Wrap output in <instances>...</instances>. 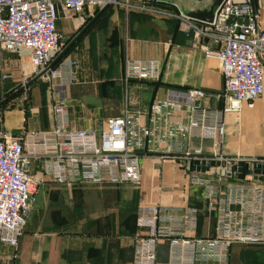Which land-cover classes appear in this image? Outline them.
<instances>
[{
	"label": "built area",
	"instance_id": "2783aa9c",
	"mask_svg": "<svg viewBox=\"0 0 264 264\" xmlns=\"http://www.w3.org/2000/svg\"><path fill=\"white\" fill-rule=\"evenodd\" d=\"M152 1L0 0V45L27 56L36 75L63 49L58 29L61 12L82 15L90 9L94 16L108 4L147 9L140 3ZM157 11L180 19L184 32L207 40L206 56L219 61L224 78L225 93L218 94L224 107L203 106L207 93L202 88L171 89L166 98H156L147 113L127 106L122 115L108 117L98 130L72 127L70 101L59 98L52 104L55 124L51 129L21 135L1 130L0 245L17 248L25 233L40 183L31 173L32 163H39L44 177L68 187L139 184L142 158L147 156L169 159L185 168L190 185L203 189L216 223L212 234L197 236L198 207L179 214L159 204L141 205L133 264H158L160 241L169 245L168 264H225L236 245H264V173L255 172L264 171V157L207 155L201 147L190 145L193 139L218 141L226 131V115L241 114L264 95V5L261 0H225L212 23L184 13ZM161 64L157 58L127 57L125 78L159 80ZM69 66L65 73L60 61L44 77L71 83L78 63L72 61Z\"/></svg>",
	"mask_w": 264,
	"mask_h": 264
},
{
	"label": "crops",
	"instance_id": "0c3cea01",
	"mask_svg": "<svg viewBox=\"0 0 264 264\" xmlns=\"http://www.w3.org/2000/svg\"><path fill=\"white\" fill-rule=\"evenodd\" d=\"M261 1L264 5V0ZM211 3V0L141 2L147 9L110 5L105 14L109 18L96 20L97 23L95 21L92 25L96 27L88 29L69 55L61 60L65 73L70 71V62L78 63L75 80L71 83L55 81L53 92L48 85L33 89L34 106L26 112H34L38 126L30 128L29 116H25L18 103L12 108L5 107L4 114H0V127H4L0 131L6 129L14 135H21L25 131L51 129L55 124L51 109L43 117L39 114V106L49 108L59 98L70 101L72 127L101 130L108 117L122 115L127 106L147 113L156 98L164 99L171 89H180L176 86L181 89L202 88L207 93L202 105L222 109L225 102L218 94L225 93L224 78L219 61L206 56L203 45L207 40L196 37L192 31L184 32L180 19L157 11L182 13L183 10L209 8ZM86 11L90 21L95 15L92 16L90 9ZM67 15L60 14V32L62 20L71 22ZM91 41L96 43L95 48L101 49L100 45L105 43L103 48L115 52L113 57L101 61L100 75L91 68ZM127 57L159 59L162 63L160 79L127 81L124 70ZM114 62L117 69L108 71ZM81 64L88 65V68ZM167 67L168 73L165 74ZM29 68L28 58L8 52L0 45L1 88L15 92L28 82ZM78 76L80 82H77ZM95 76H102V80L108 82L120 80L126 87V96L120 99L122 103H118L116 109L111 107L108 113L102 112L107 101L97 94L93 85ZM131 85L135 86L137 93L133 103L128 95ZM146 115L144 118L148 120ZM225 122V134L218 141L193 139L190 145L201 147L207 155L264 157V95L255 101L253 107H245L241 114L226 115ZM142 164L139 184L68 187L44 177L39 163H32L31 173L40 180L34 196L38 204L28 215L19 246L0 245V264H133L134 238L140 231L137 211L146 204H159L179 214L188 207H198L201 214L195 234L207 236L213 233L216 217L207 207L203 189L190 185L185 168L158 156L144 157ZM231 256L227 264H232ZM168 261L169 245L160 241L157 262L168 264Z\"/></svg>",
	"mask_w": 264,
	"mask_h": 264
},
{
	"label": "rangeland",
	"instance_id": "374dc122",
	"mask_svg": "<svg viewBox=\"0 0 264 264\" xmlns=\"http://www.w3.org/2000/svg\"><path fill=\"white\" fill-rule=\"evenodd\" d=\"M68 20H71V22L67 23V21L62 20V28L61 29V34H62V39H61V44L63 48L75 37V35L84 27V23L89 22V18L87 15V11L83 13L82 15H76L73 13H68L67 15ZM107 20L109 16H103ZM101 18V19H102ZM100 19V20H101ZM96 27V26H95ZM94 26L90 29H94ZM91 48L90 50V57L93 59L91 62V68L94 69V71H98L99 75L100 72H102V67H101V61L106 59V58H111L115 54L114 51H111L109 48H103L105 46V43H102L101 45L97 43V45H100L101 49L95 48L96 43L91 41ZM108 46V45H107ZM69 55V53H68ZM25 58H28L27 56H23ZM95 57V59H94ZM81 58V57H80ZM82 67H85L86 69L88 65L81 64ZM80 65V67H81ZM118 66H110L108 68V71L112 69L114 71L117 69ZM107 71V72H108ZM27 75L29 76L26 80L29 81L33 76V71H32V66L30 64V68L27 70ZM168 73V67L165 70V74ZM95 82L93 85L96 86V91L97 94L106 100L107 102L104 104V108L102 110L103 113H108L110 111V108H117L116 106L118 103H122V100L126 96V87L123 84L122 81L117 80V81H103L102 76H99L98 78H94ZM81 81V77L78 76L77 82ZM17 84V82L15 83ZM50 86L51 91H54L55 88V82L47 77H44L40 79L36 84L28 87L24 92L20 93L18 96H16L11 102L7 103L3 108H0V114H4V109L6 108H12L15 107L16 104L22 105L21 107L25 111V116H29V126L30 128H36L38 126L37 123V116L34 114V112H26L29 107H33L34 103L32 101V93L33 89L40 87L43 89L44 86ZM2 87V81L0 80V100L6 97L9 93H11L13 90L9 89L6 90ZM128 95L130 98L131 103H133L137 99V93H136V88L134 85H131L128 87ZM31 100V101H30ZM120 107V106H119ZM122 107V106H121ZM49 109H51L52 112V105L48 108L47 106H39V114L42 115L43 117L48 115ZM107 110V111H106ZM2 115V114H1ZM0 115V116H1ZM4 127H0L2 129ZM38 201V200H37ZM36 200H33L32 203V211H34L35 207L37 206L38 202ZM232 264H264V245H237L232 252ZM197 264H208V263H201L198 262ZM227 264V263H225Z\"/></svg>",
	"mask_w": 264,
	"mask_h": 264
},
{
	"label": "water",
	"instance_id": "95a60500",
	"mask_svg": "<svg viewBox=\"0 0 264 264\" xmlns=\"http://www.w3.org/2000/svg\"><path fill=\"white\" fill-rule=\"evenodd\" d=\"M212 3L209 8L204 9H196L193 11H186L183 10L182 13L185 15L206 23H212L214 21V18L216 16L217 11L222 6L225 0H211ZM110 5H106L103 8H101L95 16L75 35V37L60 51V53L56 56V58L52 61V63L44 70H42L40 73L34 75L28 82H26L23 86H21L19 89H17L14 93L7 96L6 98L2 99L0 101V107L11 100L14 96L19 94L20 92L26 90L29 86H31L33 83L37 82L38 80L42 79L47 71L53 67H55L65 56L66 54L71 50V48L78 42V40L84 35V33L94 24V22L108 9ZM234 19L231 21L233 22ZM247 23V21H245ZM212 164H215V162H212ZM218 164V163H217ZM242 164V162H241ZM240 171H243L241 168ZM257 174L264 173L261 169H256L255 171ZM239 177H243V174L241 173ZM261 178V177H260Z\"/></svg>",
	"mask_w": 264,
	"mask_h": 264
},
{
	"label": "trees",
	"instance_id": "16d2710c",
	"mask_svg": "<svg viewBox=\"0 0 264 264\" xmlns=\"http://www.w3.org/2000/svg\"><path fill=\"white\" fill-rule=\"evenodd\" d=\"M176 4H177V3H176ZM105 14H106V11H105V12H104V13H103V14L97 19V21H98L99 19H101L103 16H105ZM97 21H96L95 23H97ZM94 25H95V24H94ZM91 27H92V26H91ZM91 27H90V28H91ZM90 28H89V29H90ZM70 51H71V50H70ZM70 51H69V52H70ZM69 52H68V53H69ZM68 53L66 54V56H68ZM66 56H65V57H66ZM157 84H160V83L157 82ZM175 88H180V89H181L182 87H178V86H176ZM12 93H14V91H12L11 93H9L7 96L11 95ZM7 96H6V97H7ZM4 98H5V97H4ZM1 100H2V99H1ZM1 100H0V101H1ZM6 103H7V102H6ZM4 105H5V104H3L1 107H3ZM1 107H0V108H1Z\"/></svg>",
	"mask_w": 264,
	"mask_h": 264
}]
</instances>
